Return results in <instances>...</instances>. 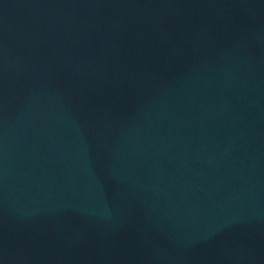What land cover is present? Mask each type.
<instances>
[{"label":"water","instance_id":"95a60500","mask_svg":"<svg viewBox=\"0 0 264 264\" xmlns=\"http://www.w3.org/2000/svg\"><path fill=\"white\" fill-rule=\"evenodd\" d=\"M0 264H264V0H0Z\"/></svg>","mask_w":264,"mask_h":264}]
</instances>
